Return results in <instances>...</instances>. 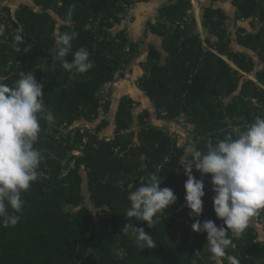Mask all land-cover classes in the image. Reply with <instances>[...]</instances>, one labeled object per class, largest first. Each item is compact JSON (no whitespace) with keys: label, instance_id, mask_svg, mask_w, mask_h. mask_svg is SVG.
Here are the masks:
<instances>
[{"label":"trees","instance_id":"16d2710c","mask_svg":"<svg viewBox=\"0 0 264 264\" xmlns=\"http://www.w3.org/2000/svg\"><path fill=\"white\" fill-rule=\"evenodd\" d=\"M34 2L40 10L21 5L14 12L6 7L0 14V83L12 86L21 71L33 72L44 85L45 106L54 119H40L35 144L43 156L39 169L43 175L22 194L18 223L7 227L0 223V264H213L207 233L192 229L195 220L185 200L187 175L179 171V160L187 147H176L167 131L148 125L147 111L141 116L140 131L124 132L133 123V101L127 97L115 109L114 138L104 135L110 125L105 114L114 106L111 95L103 94L105 86L138 52L126 27L112 32L123 20L131 21L132 1ZM233 4L236 19L262 22L257 32L238 28L235 43L256 53L264 65V0H233ZM191 8V0H170L160 8L150 29L163 37L168 57L162 64L161 53L152 48L139 84L160 117L193 124L198 139L191 145L206 151L209 142L235 135L257 116L264 117V66L257 70L260 64L253 56L232 47L229 17L220 9L209 7L204 12L203 23L214 36L206 39L205 46L195 23L187 21ZM18 27L23 28L22 42L14 41ZM73 31L78 36L72 52L86 49L94 64L87 73L73 75L53 59L56 35ZM66 59L71 62L73 56ZM244 72L255 74L261 86ZM150 173L162 176L161 188H171L178 197L159 214L153 228L126 218L128 196ZM193 175L203 179L206 193L203 214L197 219L221 226L213 207L211 174L202 177L193 169ZM136 227L153 237L155 247L137 246ZM228 236L232 245L226 249L224 264H229L228 255L239 264H264V242L258 241L253 227L239 238L231 237L230 231ZM197 251L199 256H194Z\"/></svg>","mask_w":264,"mask_h":264},{"label":"clouds","instance_id":"9594fccd","mask_svg":"<svg viewBox=\"0 0 264 264\" xmlns=\"http://www.w3.org/2000/svg\"><path fill=\"white\" fill-rule=\"evenodd\" d=\"M68 17L70 20L71 12ZM22 32L23 28L16 29L15 42H22ZM77 36L74 31L58 33L53 56L73 75L87 73L94 67L86 49L72 52V41ZM16 51H20L19 47ZM70 54L71 62L66 59ZM19 76L12 86L0 83V223L5 227L18 223L17 213L24 205L22 194L43 175L39 171L43 156L35 144L41 132L40 119H54L45 106L43 83L37 81L33 72L21 71ZM179 163L187 175L185 200L189 215L195 220L192 229L207 233L210 261L224 264L226 249L232 245L229 231L231 237H241L252 218L264 210V117L257 116L235 135L229 133L214 144L209 142L206 151L188 146ZM193 169L202 177L211 174L213 207L223 222L219 227L213 220L197 219L203 214L206 193L203 179H197ZM142 179L144 182L128 196L126 218L134 217L153 228L159 223V214L166 213L178 197L171 188H161L162 176L150 173ZM128 227L127 224L123 230L127 232ZM134 235L138 247H155L153 237L143 227H136ZM199 254L197 251L194 256ZM227 260L229 264H239L234 256L228 255Z\"/></svg>","mask_w":264,"mask_h":264},{"label":"crops","instance_id":"0c3cea01","mask_svg":"<svg viewBox=\"0 0 264 264\" xmlns=\"http://www.w3.org/2000/svg\"><path fill=\"white\" fill-rule=\"evenodd\" d=\"M132 13H131V21L127 25V21L123 20L122 24L115 27L112 31L114 34L127 28L129 39L137 43L138 45V52L131 60L130 64L126 68L125 72V79L121 83H108L105 87L109 90L111 95V100L115 106L113 109L110 110L111 116L107 117L111 124L106 128L104 132L106 135V139H113L114 138V126L116 124V120L114 119L115 109L120 102V99L123 97L131 98L132 99V116H133V123L131 124L129 131H124L126 133L137 132L140 131L141 128V116L147 111L150 113V116L147 118V124L162 128L163 130L167 131L170 135H178L180 133L185 134V130L182 126H180L181 120L177 121H169L166 120L158 115L156 108L153 109L154 103L150 101L147 97L146 92L140 87L139 79L146 73V63L152 48H155L157 51L161 53L162 56V64L165 63L168 52L164 49L163 46V37L153 33L150 29V26L156 24L159 19V10L160 8L169 3L170 0H130ZM192 8L189 10L188 19L195 23V32L199 33L200 38L203 41V44L207 46L206 39H214V36L211 35L208 29L205 27L203 23V16L204 12L207 8L211 7L214 9L222 10L229 18L226 20L227 27L232 32V47L235 50H240L242 52H247L251 56L255 58V60L259 64V58L257 57L256 53L252 50L247 49L245 47L237 45L236 42V31L238 28H243L245 32H255L253 30L256 23L261 25L262 22L259 19L256 20H240L236 19L237 8L233 4V0H191ZM25 5L29 6L33 9L40 8L35 4L34 0H1L0 1V14L3 12V9L9 7L13 12L18 9L19 6ZM194 20V21H193ZM125 23V24H124ZM253 27V28H252ZM228 60L226 57H224ZM230 65L237 69V66L230 60H228ZM232 62V63H231ZM260 69V66L257 70ZM245 76L250 78V75L254 78H250L257 82L260 86L261 84L256 79L255 74H248L245 73ZM107 90V92H108ZM112 104V105H113ZM152 107V109H150ZM138 135V133H136ZM173 137V136H172ZM86 140V139H85ZM136 142H138V136L135 137ZM192 146V145H188ZM186 146V147H188ZM185 147V148H186ZM184 148V149H185ZM76 154H80L77 151ZM180 172L182 171V166L179 168ZM184 169V168H183ZM262 211L253 217L250 222V227H253L258 232V241L264 242V217H262Z\"/></svg>","mask_w":264,"mask_h":264},{"label":"built area","instance_id":"2783aa9c","mask_svg":"<svg viewBox=\"0 0 264 264\" xmlns=\"http://www.w3.org/2000/svg\"><path fill=\"white\" fill-rule=\"evenodd\" d=\"M61 4V3H60ZM131 6L129 7V11H130ZM132 11V10H131ZM128 15L131 17V12H128ZM187 21H190L192 22L191 20L187 19ZM130 21L127 22V24H129ZM127 50H129V48H127ZM125 69H120L119 71L116 72V81H123V78L124 76L122 75L125 71ZM125 74V73H124ZM106 93V92H103V94ZM181 126L183 128H185L186 130H188L190 133H185V134H178V135H172L173 137V140L175 141L176 143V147L178 148H183V147H186L188 145H191V144H194L196 143L198 137H197V134L194 132V125L191 124L190 122L188 121H184V120H181Z\"/></svg>","mask_w":264,"mask_h":264},{"label":"rangeland","instance_id":"374dc122","mask_svg":"<svg viewBox=\"0 0 264 264\" xmlns=\"http://www.w3.org/2000/svg\"><path fill=\"white\" fill-rule=\"evenodd\" d=\"M131 10H132V9H130L129 12L132 13ZM60 22H61V21H60ZM60 22H58V23H60ZM255 26H256V27H254V28L252 27L253 30H254L255 32L259 31L260 28H261V25H259L258 23H256ZM89 27H91V26H89ZM259 64H260V63H259ZM259 66H260V68H261V67H263L264 65H263V64H260ZM127 67H128V66H127ZM127 67H126V68H127ZM126 71H127V70L125 69V72H126ZM124 77H125V75H124ZM251 77H252V76H251ZM124 79H125V78H123V81H124ZM121 82H122V81H118V80L116 81V80H115V81H113L112 83H121ZM105 89H106V88H105ZM104 94L107 95V96L110 95V93L107 92V91H106V93H104ZM152 107H153V109H154V108H155V105H153ZM152 107H150V109H152ZM105 116H106V117H110V116H111V113L108 112L107 114H105ZM109 119H111V118H109ZM109 121H110V120H109ZM110 124H111V121H110ZM109 126H110V125H109ZM109 126H108V129H110ZM180 126H181V124H180ZM110 127H111V126H110ZM130 130L132 131V129H130ZM192 146H193V145H192ZM76 153H77V152L75 151L74 154H76ZM182 171H184L183 167H182ZM84 189H86V180H85V183H84ZM87 202L89 203V200H87Z\"/></svg>","mask_w":264,"mask_h":264}]
</instances>
